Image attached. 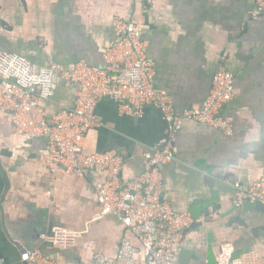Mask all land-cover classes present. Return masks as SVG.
Returning a JSON list of instances; mask_svg holds the SVG:
<instances>
[{"label":"crops","instance_id":"obj_1","mask_svg":"<svg viewBox=\"0 0 264 264\" xmlns=\"http://www.w3.org/2000/svg\"><path fill=\"white\" fill-rule=\"evenodd\" d=\"M255 9V0H0V53L38 67L104 66L117 40L114 18L134 21L155 63L156 86L177 112L201 105L219 67L233 74L234 100L222 112L233 134L185 120L173 160L161 167L162 199L196 218L173 264H217L225 239L236 246L235 263L262 264L264 211L233 204L237 185L246 189L264 176V20L251 17ZM56 82L54 98L41 101L51 114L76 101L74 89ZM97 113L101 125L87 133L85 151H118L121 179L136 178L143 155L163 137L161 114L151 106L138 118L121 114L111 99ZM47 154V140L17 135L0 114V264H26L36 249L59 264H80L94 251L114 257L129 233L117 217L99 214L95 186L103 177L53 171ZM211 206L218 217L207 215Z\"/></svg>","mask_w":264,"mask_h":264},{"label":"built area","instance_id":"obj_2","mask_svg":"<svg viewBox=\"0 0 264 264\" xmlns=\"http://www.w3.org/2000/svg\"><path fill=\"white\" fill-rule=\"evenodd\" d=\"M255 1L251 17L264 20V0ZM113 30L117 40L106 49L104 66L80 61L71 69L59 63L38 67L22 55L0 53V114L17 135L48 141L46 162L53 171L61 166L67 175L77 178L87 173L103 177L95 186L99 214L117 217L129 235L121 239L114 257L94 251L80 264H173L174 248L196 218L162 199L161 167L173 160L175 138L185 120L233 134V124L222 112L234 100L235 79L219 67L201 105L177 112L171 98L156 86L155 63L137 24L117 15ZM57 78L74 89L76 101L73 108L51 114L41 101L54 98ZM104 99L117 102L121 114L137 118L151 106L165 124L155 149L143 155L142 173L127 182L120 176L123 154L113 150L88 153L84 149L89 130L101 125L97 106ZM247 201L264 204V176L249 188L237 185L234 206L240 208ZM208 211V216H219L213 206ZM235 255L234 242L225 239L219 243L217 264H237ZM261 261L264 264V257ZM26 264L59 263L36 249L28 252Z\"/></svg>","mask_w":264,"mask_h":264},{"label":"water","instance_id":"obj_3","mask_svg":"<svg viewBox=\"0 0 264 264\" xmlns=\"http://www.w3.org/2000/svg\"><path fill=\"white\" fill-rule=\"evenodd\" d=\"M243 209L247 210V211H251V210H257V211H264V204H261L259 202H250L247 201L243 204Z\"/></svg>","mask_w":264,"mask_h":264}]
</instances>
